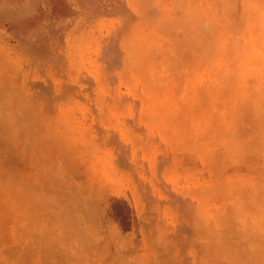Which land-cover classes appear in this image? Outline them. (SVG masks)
Here are the masks:
<instances>
[{
  "label": "rangeland",
  "instance_id": "374dc122",
  "mask_svg": "<svg viewBox=\"0 0 264 264\" xmlns=\"http://www.w3.org/2000/svg\"><path fill=\"white\" fill-rule=\"evenodd\" d=\"M0 264H264V0H0Z\"/></svg>",
  "mask_w": 264,
  "mask_h": 264
},
{
  "label": "bare ground",
  "instance_id": "6f19581e",
  "mask_svg": "<svg viewBox=\"0 0 264 264\" xmlns=\"http://www.w3.org/2000/svg\"><path fill=\"white\" fill-rule=\"evenodd\" d=\"M249 7H250V5H249ZM256 10H258V9H256ZM250 12H251V11H250ZM252 16H253V15H252ZM254 18H255V17H254ZM251 19H252V18H251ZM251 19H250V20H251ZM253 20H254V19H253ZM251 21H252V20H251ZM251 21H250V22H251ZM248 28H250V27H248ZM234 30H236V29H234ZM245 31H246V30H245ZM251 31H252V30H250V32H251ZM253 31H254V30H253ZM233 32H234V31H233ZM233 32H232V33H233ZM241 32H242V31H241ZM243 33H244V32H243ZM251 33L254 34L255 32H254V33L251 32ZM251 33H250V34H251ZM236 35H237V34H236ZM247 35H248V34H247ZM240 36H241V34H240ZM259 36H260V34H259ZM247 37H248V36H247ZM260 39H261V38H260ZM247 40H248V39H247ZM249 40H250V39H249ZM251 40H252V39H251ZM251 40H250V41H251ZM255 42H256V41H255ZM245 43H246V42H245ZM259 46H260V45H259ZM231 47H232V46H231ZM127 49H128V48H127ZM249 52H250V51H249ZM242 54H243V52H242ZM235 56H236V55H235ZM233 57H234V56H233ZM246 57H247V56H246ZM234 58H235V57H234ZM247 58H248V57H247ZM260 61H261V60H260ZM230 63H231V62H230ZM54 185H55V184H54ZM84 213H85V212H84ZM86 214H87V213H86ZM85 217H86V215H85ZM90 218H91V217H90ZM9 262H10V261H9ZM15 262H16V261H15Z\"/></svg>",
  "mask_w": 264,
  "mask_h": 264
}]
</instances>
